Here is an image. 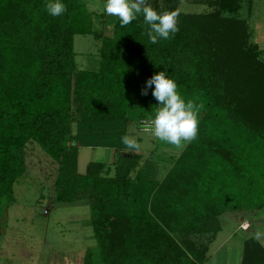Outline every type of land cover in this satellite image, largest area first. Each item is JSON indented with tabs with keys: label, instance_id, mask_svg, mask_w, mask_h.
Masks as SVG:
<instances>
[{
	"label": "trees",
	"instance_id": "16d2710c",
	"mask_svg": "<svg viewBox=\"0 0 264 264\" xmlns=\"http://www.w3.org/2000/svg\"><path fill=\"white\" fill-rule=\"evenodd\" d=\"M162 1L175 12L177 0ZM46 2L0 0V204L13 201V185L25 174L20 152L33 141L58 163V202L95 191L90 207L103 264H204L212 221L226 210L264 209V61L247 46L246 23L218 11L184 16L174 36L153 44L143 16L123 27L116 18L112 36L101 39L97 67L86 70L78 67L74 37L99 39L92 15L82 0H63L66 13L53 17ZM147 3L165 12L156 0ZM165 70L200 106L197 135L161 185L150 188L141 178L133 187L127 181L140 156L125 155L122 128L132 115L153 120L158 102L152 89L148 95L142 89ZM71 119L75 145L68 148ZM79 147L111 149L128 160L116 162L112 177L100 176L99 162L81 174ZM129 186L143 198V216L122 215L112 233H101L103 213L95 210L110 216V204L124 202L120 191ZM171 215L176 222L166 221ZM189 233L204 234L205 245L199 248ZM84 264H92L89 250ZM240 264H264L254 237L245 240Z\"/></svg>",
	"mask_w": 264,
	"mask_h": 264
},
{
	"label": "rangeland",
	"instance_id": "374dc122",
	"mask_svg": "<svg viewBox=\"0 0 264 264\" xmlns=\"http://www.w3.org/2000/svg\"><path fill=\"white\" fill-rule=\"evenodd\" d=\"M82 1L92 15V30L99 35L98 40L90 35L74 37L78 67L88 70L97 67L101 39L112 36L117 17L104 11L105 0ZM153 2L150 0L152 6ZM229 2L232 3V0H177L174 6L176 23L184 16H206L217 11L222 17L243 20L247 26V46L254 49L258 58L264 61V0H238L235 7ZM156 4L161 10L169 12V3L156 0ZM74 114L75 111H72L71 117ZM70 126L71 134L65 138L68 148L75 145L73 137L76 122L72 119ZM122 129L125 135L140 144L138 151L124 150L126 156H140L127 183L135 187L144 178L146 182H142V185H154L155 188L161 185L187 142L173 146L160 141L154 135L153 120L139 116L132 115ZM20 153L25 162V174L13 185V201L2 200L0 204V264H84L88 250L91 252L92 264H103L92 222L95 217L90 207L97 203L95 191L87 189L85 193L78 194V200L58 202L55 184L58 163L33 141L27 143ZM122 159L128 160L123 156L118 157L111 149L79 147L77 170L84 174L89 163L99 162L104 165L100 176L112 177L116 162L124 161ZM127 187L120 191L123 193L120 199L125 201H118L117 205L110 204V216H104V211L95 210L96 214L103 213V220L96 225L100 227L101 233H112V226L122 215L143 216V198L133 187L128 190ZM126 191L128 194L123 197ZM169 220L173 223L177 218L171 215L166 217V221ZM208 233L213 235L214 240L209 245L208 259L204 264H240L246 239L254 237L264 247V209L226 210L215 222H211L205 234ZM203 235L189 233L188 239L200 248L206 243Z\"/></svg>",
	"mask_w": 264,
	"mask_h": 264
},
{
	"label": "clouds",
	"instance_id": "9594fccd",
	"mask_svg": "<svg viewBox=\"0 0 264 264\" xmlns=\"http://www.w3.org/2000/svg\"><path fill=\"white\" fill-rule=\"evenodd\" d=\"M45 7L53 17L67 11L63 0H47ZM103 9L108 15L117 17L122 27L143 16L147 26L146 34L153 44L160 39H170L178 31L175 13L157 12L147 0H105ZM148 89H152L151 94L158 102L153 116L155 137L173 146L194 139L198 131L200 106L181 95L176 81L166 70L154 74L146 81L142 95H148ZM121 140L128 149H140V144L134 138L125 135Z\"/></svg>",
	"mask_w": 264,
	"mask_h": 264
},
{
	"label": "crops",
	"instance_id": "0c3cea01",
	"mask_svg": "<svg viewBox=\"0 0 264 264\" xmlns=\"http://www.w3.org/2000/svg\"><path fill=\"white\" fill-rule=\"evenodd\" d=\"M77 166H78V163H77Z\"/></svg>",
	"mask_w": 264,
	"mask_h": 264
}]
</instances>
